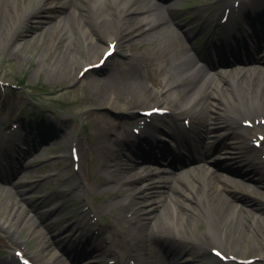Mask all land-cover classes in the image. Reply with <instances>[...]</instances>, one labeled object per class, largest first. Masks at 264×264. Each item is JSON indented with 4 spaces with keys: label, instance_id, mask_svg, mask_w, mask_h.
I'll use <instances>...</instances> for the list:
<instances>
[{
    "label": "rangeland",
    "instance_id": "rangeland-1",
    "mask_svg": "<svg viewBox=\"0 0 264 264\" xmlns=\"http://www.w3.org/2000/svg\"><path fill=\"white\" fill-rule=\"evenodd\" d=\"M16 1L19 7H22L21 14H31V17L20 28L18 34L15 35L16 38H14L13 20L19 17L17 10L4 5L0 7V24L5 21L3 32L0 33V81L19 86L23 84V87L15 92H11V89H9V94L6 95L4 100L1 99L0 93V122H3L6 127L12 121L21 123L22 128L18 142L23 150L31 153L27 157L24 156L23 160L20 161H22V165L32 163L27 170L22 171L21 179L30 183L32 179L41 177L44 172L56 173L62 178L76 175L72 167L70 148L71 143L79 139L81 142L80 147L83 150L82 174L88 175L93 185H98L101 181L98 176L99 173H108V170L102 166L101 156L103 157L107 146H111L114 136L122 134L127 126V132L129 133L131 130L133 122L130 121L131 118L127 117L129 114L126 111H131L129 109L133 106L136 109L153 107L152 103L146 105L141 101H137L141 99L134 94L137 89L146 92V88H148L153 93H158L161 90L167 92L169 90L168 86L176 80L178 81L177 76L180 68L175 56L171 54L173 41L171 38H165L163 33L158 32L160 28H154L152 31L146 32L147 38H141L127 48L120 49L121 55L110 60L104 70L92 73L77 82L78 76L86 64H91L102 58L107 50L105 43L113 39L116 31H119L120 28L124 29L122 27L124 24H131L132 18L137 19V21L143 20L144 15L131 14L132 18L123 14L108 16L103 21H110L114 26L112 30L102 27V23L99 22L102 18L100 13L95 17L92 16V20L79 19L78 21L88 29L89 41L84 40V34H82L80 50L74 57H65L64 59V57L58 58L59 53L55 48V44L61 38L60 31L68 21L66 13L71 12L70 9H64L63 11V7L69 0H51V4L54 3L55 8H52L50 3L45 6L44 0ZM75 1H81L84 8H88L92 4L88 0ZM138 1H143V4H145L146 0ZM43 2L42 11L38 14L37 10ZM218 7L217 0H175L173 16L179 22L188 23L189 28L195 29L197 24L203 21L204 15L214 13ZM104 8L107 11L112 9L111 6H105ZM6 9L8 19L5 16ZM152 11L156 18L159 17L158 20L168 22L167 26L171 29L175 28L171 21H167L163 5H157ZM72 12L75 14L74 18L69 19L68 22L72 25L67 27L66 32L63 33L61 45L69 42L71 39L68 40V38L71 37L73 29L76 30L74 27L76 25L75 20L79 18L77 15L81 12V9L72 8ZM132 13L134 12L132 11ZM59 21L61 22L59 23ZM215 28L216 23L213 22L194 35L199 33L205 35L212 31L219 32V29ZM12 37L13 43L10 42ZM91 44H99L101 48L97 51L94 47L91 48ZM188 45L190 46V43ZM196 47L202 49L203 42H197ZM93 50L95 52H92ZM90 53H95L94 57ZM129 64L133 68H129ZM248 67L244 66L245 70ZM205 70L207 69L205 68ZM159 84H163L166 88L159 87ZM167 95L169 96V93ZM166 105L172 108L173 101L169 99V103ZM39 113L46 117L53 115L64 118L65 122L62 128L65 129L60 130L61 126L53 128L55 125L53 120H49L47 124H45L46 120H38ZM106 121H109V123L107 124ZM165 122L170 125L173 120L166 118ZM239 135L244 136L242 132H239ZM88 145H92L93 150L91 149L90 152L94 155L87 154L89 153L87 151ZM65 148L67 151L64 150ZM139 154L136 157L132 156L131 159L136 161L138 166H144V169H135L132 171L133 175L139 172H153L156 173L155 178L164 181L158 192L150 194V192L143 189L145 192L137 195L140 203L138 208L143 211L141 218L144 219L145 223H148L151 217L155 215L154 212H151L152 207L155 205L151 200L159 199V197H162L160 198L161 201L171 198L173 203L179 206L180 203L175 199L176 192L179 193L180 189H185L184 193L191 192L189 189L193 186L191 183H193L195 176L192 172L188 173L187 179H189V182H182L176 188L178 185H175L172 180H167L168 176L164 174V172H168L163 167L165 159L158 160L161 164L151 165L144 161L146 157L144 158L143 154ZM232 156H236V154H232ZM238 158V160L223 158L217 164L218 168L228 167L230 172L224 173L230 179L226 180V187L230 188L231 191H236L237 193L234 194L238 195L226 194L229 196L230 204L219 202L221 208L219 220L222 222L223 231L227 235L226 249L228 252L240 257H260L263 261L256 264H264V258L261 257L264 254V190L257 184L243 179L246 176L244 170L249 165H254V163L251 161L250 164L246 160H241V156ZM107 162L108 160H106V165ZM122 162L124 165L120 167V171L121 169L127 171L126 162ZM197 172H200V170ZM132 173L128 174L127 178L132 177L130 176ZM54 181L56 182V180ZM54 181L50 183L48 191H54L57 188ZM143 186V183L137 185L138 188H143ZM11 187L9 183L0 184V192L5 190L3 196L0 197V212L1 207L8 204L14 195ZM26 188L29 187L26 186ZM115 190L114 185L108 184L104 190L95 194L98 198L96 202L98 204L102 203V200H105ZM223 193L226 192L223 191ZM71 202V200H68V203ZM259 206L263 208V211H259ZM21 208L24 216L33 225L32 217H29L26 208L24 206H21ZM170 208L168 213L172 212ZM182 208H184L183 203ZM2 210L6 214L8 213L6 207ZM103 210L105 212L102 218L104 223L117 222L114 216L117 210L115 207L105 205ZM79 212V207L77 209L75 207L73 213L79 214ZM61 214L60 227H65L67 223L65 218L69 216V213L64 211ZM2 217L3 215H0V219ZM199 217H193L199 225L196 226V229H193L191 237L194 240H202V245H205L211 242V238L204 237V234L209 230V225L202 215ZM163 223L172 228L170 220L165 219ZM34 230L38 231V227L26 226L22 237L29 238ZM52 233L51 231L50 235L54 234ZM45 234L46 232L38 231V235L34 237L30 244L33 251H38ZM2 238H9V236L4 232V228L0 223L1 257L8 251L13 252L14 250V248H5ZM110 241L111 238L108 242ZM67 248L68 246H66ZM191 249L195 250L197 247ZM175 254L170 255L171 258H175ZM192 254L197 260L198 253L193 251ZM55 255L58 257L57 253ZM61 258L64 259L63 256ZM182 259V257H177L175 260L180 264L190 262Z\"/></svg>",
    "mask_w": 264,
    "mask_h": 264
},
{
    "label": "bare ground",
    "instance_id": "bare-ground-1",
    "mask_svg": "<svg viewBox=\"0 0 264 264\" xmlns=\"http://www.w3.org/2000/svg\"><path fill=\"white\" fill-rule=\"evenodd\" d=\"M88 1L92 2L88 8H84V4L81 3V1L79 2L75 0H69L63 7V11L64 9H70L71 12L66 13L68 20L66 23L67 26L64 25L62 27L60 31L61 38H59L55 44V48H57L59 53L58 58L64 57L65 59V57H74L81 48L82 34H84V40L87 42L89 41L90 37L88 36V29L78 21L79 19L87 18L88 20H92V16L95 17L100 13L102 18H100L99 22L100 24L102 23V27L107 30H112L114 27L113 24L110 21H103V19L111 15L120 16L123 14L127 17H131V14L147 13L150 6V3L145 1V4H143V1L139 2L138 0ZM44 2L46 3L45 6H48L50 3V6L55 8L54 3L51 4V0H44ZM44 2L37 10L38 14L41 13ZM220 3L221 8L223 9L229 5L227 0H219V4ZM3 5L17 10L16 12L19 17H16V20H13L15 29L14 33L16 34L17 30L29 21L31 14H21L22 7H19L16 0H0V7ZM105 6H111L112 9L107 11L104 8ZM174 7L175 1L166 3L167 9L173 11ZM72 8L81 9V12L77 15L79 18L75 20L76 25H74V27L76 30L73 29L71 37L69 36L68 38V40L71 39V42L69 41L64 45H61L63 33L66 32L67 27L72 25V23L68 24L70 21L69 19L74 18L75 15L72 12ZM248 10L253 11V14H249L248 11H241L238 20L236 17H232L229 25L225 26V29L228 30V32H226L227 35H231L230 31L235 28L241 31L245 36L249 34V31L254 30L255 27L260 28L259 18L261 17L264 20V0H251ZM132 11L134 13H132ZM5 16L8 19L7 9ZM9 19L12 20L11 18ZM158 19L159 17L157 16L156 18L154 14L145 15L143 20L141 19L140 21L132 18L131 24H124L122 26L124 29L120 28L119 31H116L113 38L118 40L122 49H124L141 38H147L146 32L156 27L160 28L158 32L163 33L165 38H171L174 42V45L171 44V49H173L171 54L175 56V59L179 64L180 69L177 76L178 81L176 80L174 83L170 84L167 92L161 90L158 91V93H153L146 88V92L142 89H137L134 94L141 98L137 101H141L146 105L149 103L166 105L169 103V99L172 100L174 120L177 122L178 130H183L185 128L182 124V120L186 115L193 118L192 128L187 130L189 131L188 134L190 133L189 148L191 151L193 148L194 152H189L183 155L182 159L178 160L174 165L170 166L169 164V167L175 168V172L164 173L168 176L167 180H172L175 185H178L176 187L178 188L182 182H189L187 175L192 172L195 176L193 183H191L193 186L189 189V191H191L189 193H184L185 189H180L179 193L176 192L175 199L180 203L179 206L173 203L171 198H166L161 201L160 198L162 197H159V199L151 200L152 203H155L152 207L155 215L151 217V220L148 223H145L144 219H141L140 217L137 219L138 222L136 223L129 220V218L126 219V227H121L118 232L121 241H114L115 248H118L119 245L122 248V251H119L117 255H114L108 247H101L103 236L100 234H104V230L99 228L91 219L92 212L97 211L100 216L102 215L101 210L97 208V210L91 211V206L93 205L88 200L87 194L83 189L82 178H76L67 188L58 191L52 202L45 203V195L40 196L39 201L40 204H42V207L50 205L52 209H58L62 205L63 194L66 196L73 194L78 195L79 204H81L84 210L81 214L82 222L75 223L74 227L81 224L84 226V229L88 234L101 237V244L99 245V243H97L96 245V250L98 252L100 251L99 255H101V259H98V261H91L90 263L88 262L87 264H106L103 260L104 257H109L108 260L116 259V257L122 258L126 256L131 249L134 250L133 255H135V258L140 264H180L175 260L177 257H182L183 261L189 260L190 262L188 264H218L219 260L217 258H212L213 256H210L206 247L199 249L201 256L199 257L197 254V260L192 254V252H195L196 250H193L190 247L191 243L197 240H194L191 237V233H193V229H196V226L199 225L197 220L193 217H199L200 215H202L208 222L209 230L206 233L211 234L213 236V241L223 249L226 247L227 235L224 233L222 222L219 220L221 214L219 202L230 204L229 196L226 194H234L237 192L231 191L229 190L230 188L228 189V187H226V180L230 179L225 176L224 173L230 172L228 167L224 166L218 168L217 164L223 158L238 160V157L240 156L242 157L241 160H246L248 163L251 162V159L254 160L263 172L260 173V170L250 163L251 165L244 170L246 176H244L243 179L257 184L264 190V164L258 159L259 157L257 154L259 151L252 144L254 134L251 135L248 130H243L248 134L245 136L239 135V129H241L239 121L241 119H254L264 115V69L260 67V65L254 66L249 74L242 68L233 69L230 72L228 70L229 68H225L218 72L198 69L195 60L189 57L188 50L184 47L183 39L180 34L181 29L179 28L185 29L187 26L180 25L178 26L179 28L168 30L167 27H161L164 21ZM61 21H59V23ZM205 21L206 24L212 22V16H207ZM2 22L3 23L0 24V33H2L4 29L3 24L5 21ZM204 24L205 23L203 22L200 26L202 25L203 27ZM263 31L258 29L257 34H253L255 44L253 41H251V43L254 45V48L251 46L248 49V53L250 54L248 60L253 61V63L258 62L264 64ZM13 37L10 40L12 43L14 42ZM90 46L91 48L94 47L95 50L97 49V51L101 48V45L99 44H91ZM92 52L95 51L93 50ZM253 53H255V55H253ZM94 54L95 53H90L92 57H94ZM93 64H97V61L93 62ZM228 64L229 63H225L224 66L228 67ZM128 66L129 68H133L130 64ZM158 86L166 88L163 84H159ZM167 93H169V96ZM174 101L177 102L174 103ZM143 103H141V105H143ZM106 123L108 124L109 121H106ZM150 131L151 133H149L144 139H141V141H131L126 139V143L132 144L137 148L134 153L137 151L139 152L140 147L146 149L147 145L150 143L157 144V147L160 148L159 153L165 155L166 150L163 148L162 143L164 140L163 138L169 136L167 127L164 124H157L155 128H153V130L150 129ZM260 131L261 130H259V132ZM117 142L121 143L122 140L119 139ZM16 150H19V153H22L20 145H17ZM64 150L67 151L66 148ZM27 153L24 152L23 156L20 154L19 157L24 158ZM232 154H236V156H232ZM146 159V162H154L155 157L153 154L151 155V153H149V156ZM121 162L122 160L117 162L115 166L117 165L121 167L124 165ZM126 162L127 171L121 169V171L119 170V173H117V181H120L121 183V190L115 195V198H112L113 203L111 204H118L119 200L125 197L127 205L124 210H126L127 213L139 215L142 211L138 208L140 203L137 195L145 191L150 192V194L158 192L164 181L155 178L156 173L153 172H139L133 175L132 171L138 168L144 169V166H138V163L130 159V157L126 159ZM183 167H186V169H181ZM18 170L19 169L17 168V170L7 176L0 173V181H12L14 179L13 177H16L19 173ZM198 170H200V172H197ZM131 173L132 175L130 176L132 177L127 178V175ZM41 177V181H45V185L53 180L52 173L45 172ZM70 179L71 177L68 178V180ZM123 182H126L125 186H122ZM139 182L144 184L143 188H138L136 186ZM24 184V182L20 181L13 183L16 189V194L21 197L20 201L26 202L27 200H30V197L26 196L25 190H20ZM223 191L226 193L224 194ZM4 193L5 190H2L0 192V197L3 196ZM234 195L238 196L237 194ZM202 197L205 198L202 199ZM19 203L20 202L17 201L13 195L11 201L1 207L0 212V215H3L1 221L4 222V225H6L7 229L13 236V240H11L9 244L18 246L21 244L27 245L38 235V231L34 230L28 239L23 240L22 237H20V233L24 231V228L26 226L30 227L32 224H30L27 217L24 216ZM182 203L184 204V208H182ZM4 207L7 209V214L2 210ZM87 207H90V209H86ZM169 208L172 211L171 213H168ZM258 209L259 211H263L261 206H259ZM121 212L122 211L119 208L116 213L120 215ZM165 219L171 221L170 225H172V228L167 227L166 224L163 223ZM97 230L98 235H95ZM43 238L45 241L39 246L38 251L32 253V257L35 258V261L38 264H63L58 259L54 260L49 251L53 245H57L58 243L55 240L51 241V238L48 239L46 235ZM163 242H169L170 244L167 248L162 249L160 246ZM177 243L182 244L179 246ZM56 247L60 248L58 245ZM173 254H175V258H171L170 255ZM262 257L264 258V254ZM0 264L19 263L15 259L8 261L7 263L0 257ZM117 264L123 263L119 260Z\"/></svg>",
    "mask_w": 264,
    "mask_h": 264
},
{
    "label": "snow or ice",
    "instance_id": "snow-or-ice-1",
    "mask_svg": "<svg viewBox=\"0 0 264 264\" xmlns=\"http://www.w3.org/2000/svg\"><path fill=\"white\" fill-rule=\"evenodd\" d=\"M22 255V254H21Z\"/></svg>",
    "mask_w": 264,
    "mask_h": 264
}]
</instances>
